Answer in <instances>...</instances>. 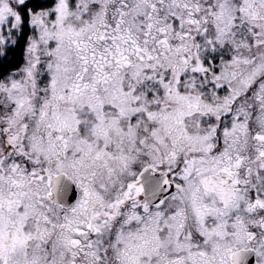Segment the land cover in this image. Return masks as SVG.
I'll return each mask as SVG.
<instances>
[{
    "label": "snow or ice",
    "instance_id": "6c2138e0",
    "mask_svg": "<svg viewBox=\"0 0 264 264\" xmlns=\"http://www.w3.org/2000/svg\"><path fill=\"white\" fill-rule=\"evenodd\" d=\"M0 264H264V0H0Z\"/></svg>",
    "mask_w": 264,
    "mask_h": 264
}]
</instances>
